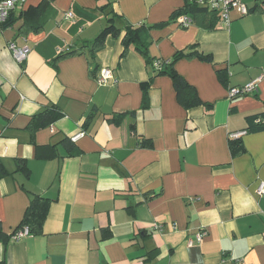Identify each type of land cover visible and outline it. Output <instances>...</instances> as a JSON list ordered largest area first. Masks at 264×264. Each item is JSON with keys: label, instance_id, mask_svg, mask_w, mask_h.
Instances as JSON below:
<instances>
[{"label": "crops", "instance_id": "crops-1", "mask_svg": "<svg viewBox=\"0 0 264 264\" xmlns=\"http://www.w3.org/2000/svg\"><path fill=\"white\" fill-rule=\"evenodd\" d=\"M40 1L16 4L13 23L0 22L3 233L19 224L32 195L50 202L41 233L0 241V264H264V196L255 193L264 181V130L240 135L238 154L228 146L245 117L264 107L263 0H243L249 13L231 11L228 27L197 0L206 12L185 28L169 18L186 0H53L42 29L20 32L24 12ZM110 9L133 26L168 21L149 32L152 59L191 45L210 55L173 64L201 105L184 109L171 78L132 47L121 56L122 33L107 34L94 56L82 47ZM9 42L29 48L23 62ZM101 67L115 82L97 84ZM259 76L251 94L227 96ZM49 106L60 116L32 129V116ZM115 114L123 116L113 122Z\"/></svg>", "mask_w": 264, "mask_h": 264}, {"label": "trees", "instance_id": "trees-1", "mask_svg": "<svg viewBox=\"0 0 264 264\" xmlns=\"http://www.w3.org/2000/svg\"><path fill=\"white\" fill-rule=\"evenodd\" d=\"M53 0H41L36 6L29 7L24 13L25 17L22 19L21 25L19 27L20 32L27 31H39L42 29L45 22L48 18L54 13V8L52 5ZM243 2V0H242ZM264 3V0H263ZM109 4H105L103 8H107ZM258 7V4L254 8V11ZM204 8L208 9V11L218 18L219 14L210 9L208 6ZM199 7L197 5V0H186L185 5L175 10L171 13L169 21L175 20V18L180 14H188L191 16L192 21L195 15L198 13L206 12L205 9ZM12 11V10H11ZM11 11L8 17L1 22L2 26H10L13 23ZM22 13V14H24ZM192 13V14H190ZM107 21L103 29L99 32V34L93 39L92 45H88L85 43L82 47H90V52L94 56L97 50H99L104 44V38L107 34H110L114 37L120 38V43L123 47L121 56L125 54V52L129 48H133L145 61L146 64L150 65L153 68L154 72H157L156 75L166 74L171 78L177 102L186 110L199 106L202 104L195 88L191 86L181 75H179L173 68L174 62L179 58H198L202 61L210 62L211 57L207 54H202L199 52L195 45H191L188 49L178 50L172 55L169 60H163L161 62V66L159 69H154L153 60L148 53V46L150 43V30L164 26L168 23V21H163L160 23H156L154 25H141V26H133L127 21H125L121 15L116 14L112 9L107 14ZM220 21V19H219ZM178 25V24H177ZM82 49V48H81ZM79 51L71 50L60 54L57 59L63 58L65 56L78 54ZM216 74L218 79L224 84L227 85V76L226 72L223 69H217ZM244 96V95H242ZM240 96H236L233 98H237ZM232 98V99H233ZM142 106L145 105L146 97L142 98ZM60 116L57 108L55 106H49L42 110L41 112L32 116L30 121V127L32 129H38L42 127L49 126ZM123 115H114L111 119L113 122L118 121ZM246 126L243 129L245 133H253L264 130V107L261 111L257 113H253L247 115L245 117ZM228 146L230 153L232 155L238 154L242 151V142L240 136L232 137L229 135L228 138ZM20 171H24V174L28 176L29 169L26 166H23ZM6 169L0 163V177L6 174ZM50 199L44 198L40 195H32L29 199V204L27 205L25 212L19 222V224L15 227V229L10 234L3 233L0 225V241L6 243L9 241L10 236L20 228L27 227L31 234H39L42 232L43 223L45 221L48 207H49Z\"/></svg>", "mask_w": 264, "mask_h": 264}, {"label": "built area", "instance_id": "built-area-1", "mask_svg": "<svg viewBox=\"0 0 264 264\" xmlns=\"http://www.w3.org/2000/svg\"><path fill=\"white\" fill-rule=\"evenodd\" d=\"M25 0H0V22L4 21L10 11L15 7L16 4H21ZM199 2L204 3L210 9L215 10L219 14L220 26L228 27L231 21L230 12L235 11L239 16H245L249 13V9L242 0H198ZM64 19H73V13L71 11H66L63 13ZM175 22L178 26L185 28L190 25L192 22V18L188 14H180L175 18ZM10 50L12 57L18 63L23 62L28 53L29 48L26 46H17L14 42H9L7 45ZM163 60L154 59L153 67L154 69H159L161 66V62ZM98 85H108L115 82V79L112 74V70L109 67H101L98 71V74L95 77ZM261 77H257L256 79L241 85V86H232L227 90V96L231 99L236 96L248 95L256 90L257 82L260 81ZM244 131H239L233 133L232 137H238L244 134ZM80 132L76 136L72 137V140L76 139V137L82 135ZM255 193L259 196H264V181H260L255 189ZM30 234L27 227H23L15 231L10 236V241H18L23 237H26ZM204 232H200L196 235L197 241H200ZM188 244H191V241H188Z\"/></svg>", "mask_w": 264, "mask_h": 264}]
</instances>
